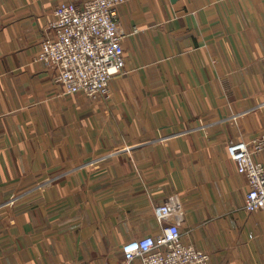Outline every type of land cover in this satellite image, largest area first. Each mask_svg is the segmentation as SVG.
<instances>
[{
  "label": "crops",
  "instance_id": "1",
  "mask_svg": "<svg viewBox=\"0 0 264 264\" xmlns=\"http://www.w3.org/2000/svg\"><path fill=\"white\" fill-rule=\"evenodd\" d=\"M71 1L0 0V264H123L171 199L211 264H264V211L228 153L264 133V0H126L107 97L63 93L37 59Z\"/></svg>",
  "mask_w": 264,
  "mask_h": 264
},
{
  "label": "built area",
  "instance_id": "2",
  "mask_svg": "<svg viewBox=\"0 0 264 264\" xmlns=\"http://www.w3.org/2000/svg\"><path fill=\"white\" fill-rule=\"evenodd\" d=\"M126 0L62 2L40 41L37 59L48 67L52 82L65 94L110 95V81L127 72V55L118 7ZM228 153L248 179L244 207L264 211V133L250 141H230ZM260 155L262 159H260ZM162 232L129 240L123 264H211L209 252L182 239L185 207L171 199L154 208Z\"/></svg>",
  "mask_w": 264,
  "mask_h": 264
}]
</instances>
